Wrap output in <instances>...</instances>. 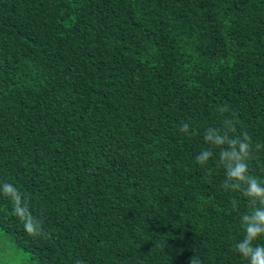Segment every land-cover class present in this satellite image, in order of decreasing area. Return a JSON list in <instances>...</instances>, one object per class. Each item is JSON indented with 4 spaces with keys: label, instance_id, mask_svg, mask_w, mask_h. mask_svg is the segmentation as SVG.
<instances>
[{
    "label": "trees",
    "instance_id": "trees-1",
    "mask_svg": "<svg viewBox=\"0 0 264 264\" xmlns=\"http://www.w3.org/2000/svg\"><path fill=\"white\" fill-rule=\"evenodd\" d=\"M226 119L264 182V0H0V184L46 234L0 192L20 264H248L249 198L204 140Z\"/></svg>",
    "mask_w": 264,
    "mask_h": 264
},
{
    "label": "clouds",
    "instance_id": "clouds-1",
    "mask_svg": "<svg viewBox=\"0 0 264 264\" xmlns=\"http://www.w3.org/2000/svg\"><path fill=\"white\" fill-rule=\"evenodd\" d=\"M221 114L226 108L219 106ZM190 124L182 122L179 131L189 133ZM223 132L208 127L204 132V140L213 147L221 149L219 153L220 164L226 169V177L223 187L232 191H242L249 198L251 211L241 217L244 229V237L235 245V251L242 256L248 264H264V244L254 243L264 237V182L249 174V160L253 157V142L247 132L236 135V126L233 120L226 119L223 122ZM226 146V147H225ZM256 148L264 147L257 144ZM213 156L212 150L203 149L197 156L196 161L200 165H206ZM0 192L9 198L13 204L12 214L22 223L27 234L33 237H45L40 221L34 217L29 208L27 197L11 183L0 184ZM233 208L236 202L233 201ZM76 264H82L77 261ZM190 264H200L196 256L190 258Z\"/></svg>",
    "mask_w": 264,
    "mask_h": 264
},
{
    "label": "rangeland",
    "instance_id": "rangeland-1",
    "mask_svg": "<svg viewBox=\"0 0 264 264\" xmlns=\"http://www.w3.org/2000/svg\"><path fill=\"white\" fill-rule=\"evenodd\" d=\"M22 254L13 249L7 238L0 231V264H20L22 261Z\"/></svg>",
    "mask_w": 264,
    "mask_h": 264
}]
</instances>
